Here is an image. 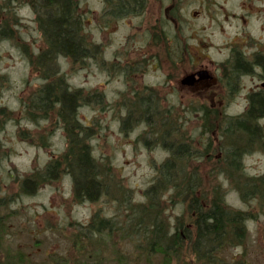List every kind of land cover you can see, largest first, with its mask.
<instances>
[{
    "label": "rangeland",
    "instance_id": "rangeland-1",
    "mask_svg": "<svg viewBox=\"0 0 264 264\" xmlns=\"http://www.w3.org/2000/svg\"><path fill=\"white\" fill-rule=\"evenodd\" d=\"M76 1L100 53L80 63L59 56L47 80L33 64L46 45L36 11L29 0H0V25L10 19V35L0 32V264H264V116L259 142L228 128L249 95L264 92L263 68L233 71L237 54L264 57V0H143L124 11L117 0ZM207 70L209 84L183 83ZM53 77L86 96L77 116L104 185L95 200L75 196L57 107L36 106ZM149 97L147 118L136 108ZM180 145L181 187L165 184L150 201ZM52 161L57 179L39 178ZM189 181L205 205L218 199L242 218L237 237L208 255L193 246Z\"/></svg>",
    "mask_w": 264,
    "mask_h": 264
},
{
    "label": "trees",
    "instance_id": "trees-1",
    "mask_svg": "<svg viewBox=\"0 0 264 264\" xmlns=\"http://www.w3.org/2000/svg\"><path fill=\"white\" fill-rule=\"evenodd\" d=\"M38 15L39 28L45 41V49L33 60V64L43 73L48 80L49 77L57 76L58 68L55 62L59 56L69 58L73 63L85 62L88 59L98 56L100 47L90 45L83 33V24L78 13V3L76 0H29ZM111 1V0H108ZM118 11H124L130 5L137 7L143 0H117ZM10 19L1 21L0 32L2 35L9 36ZM252 66H259L264 70V57L257 56L252 62L246 60L242 54L234 56L233 71L249 73ZM39 102L36 106L49 114L57 107L59 118L64 122L65 128L70 140L67 153L64 155V162L74 178L75 196L79 200H95L97 194L104 190L103 181L100 180V170L92 157L88 143L82 136L86 132L85 127L80 123L77 111L80 103L86 100L81 90H71L64 82L62 77H53V79L44 84L38 93ZM37 98V97H36ZM147 99V100H146ZM137 105L142 116L154 114V106L151 98H145L139 101ZM38 109V111H40ZM40 111V112H41ZM264 116V92H253L249 95V107L245 115L234 119L231 122L232 130L236 129L245 133L248 142H259L263 139V129L259 120ZM234 132V131H233ZM165 141V139H164ZM166 142V141H165ZM187 146L180 145L173 152V157L168 159L161 166V178L158 183L150 188L148 197L150 201L159 196V190L165 184L173 185L176 189L181 187L180 180L182 173L175 169L173 159H181L186 156ZM177 154V155H176ZM237 151L233 153L232 160L235 161ZM233 165H237L235 161ZM59 161L49 162L43 171L38 172V177L55 180L61 172ZM186 182L187 179L184 178ZM35 181L31 178L22 183L21 191L30 192ZM194 182V180H193ZM37 184V183H36ZM196 185L191 181L186 183L183 191L190 199V210L195 213L194 225L196 228V239L193 243L194 249L199 254H211L218 246L236 236V231L240 230L242 218L239 213L232 212L224 208V205L217 200H213L210 206L205 205L203 199L197 196ZM208 206V207H207ZM104 227L109 221H102ZM152 227L155 226L152 221ZM157 236V235H156ZM159 237V236H157ZM176 236H174L175 238ZM173 237H171V240ZM161 247L170 248V241L167 246L161 242ZM165 249V250H166Z\"/></svg>",
    "mask_w": 264,
    "mask_h": 264
},
{
    "label": "flooded vegetation",
    "instance_id": "flooded-vegetation-1",
    "mask_svg": "<svg viewBox=\"0 0 264 264\" xmlns=\"http://www.w3.org/2000/svg\"><path fill=\"white\" fill-rule=\"evenodd\" d=\"M200 70H203V69H200ZM206 77L205 78H201L200 77V73H202V71H196L197 75L196 77H194V87L195 88H198V87H201V86H205L206 84H209V81L211 79H213V76L212 74L210 73L209 70L206 71Z\"/></svg>",
    "mask_w": 264,
    "mask_h": 264
},
{
    "label": "water",
    "instance_id": "water-1",
    "mask_svg": "<svg viewBox=\"0 0 264 264\" xmlns=\"http://www.w3.org/2000/svg\"><path fill=\"white\" fill-rule=\"evenodd\" d=\"M206 71H202V73H200V77L201 78H205L206 77ZM194 77H193V75H191L190 77H188L187 79H185L184 81H183V83H193L194 82ZM261 86H262V88H264V82H262V84H261Z\"/></svg>",
    "mask_w": 264,
    "mask_h": 264
}]
</instances>
